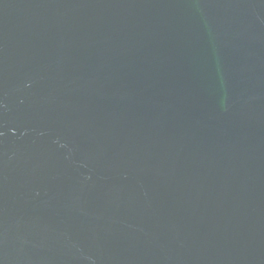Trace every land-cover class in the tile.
<instances>
[{"label": "water", "instance_id": "obj_1", "mask_svg": "<svg viewBox=\"0 0 264 264\" xmlns=\"http://www.w3.org/2000/svg\"><path fill=\"white\" fill-rule=\"evenodd\" d=\"M0 264H264V0H0Z\"/></svg>", "mask_w": 264, "mask_h": 264}]
</instances>
